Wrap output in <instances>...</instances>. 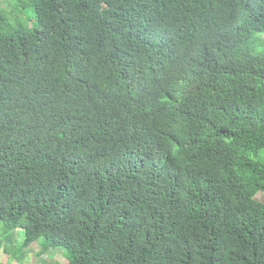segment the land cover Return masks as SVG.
<instances>
[{
  "label": "trees",
  "instance_id": "16d2710c",
  "mask_svg": "<svg viewBox=\"0 0 264 264\" xmlns=\"http://www.w3.org/2000/svg\"><path fill=\"white\" fill-rule=\"evenodd\" d=\"M14 3L35 21L0 7V236L69 264H264V0Z\"/></svg>",
  "mask_w": 264,
  "mask_h": 264
},
{
  "label": "rangeland",
  "instance_id": "374dc122",
  "mask_svg": "<svg viewBox=\"0 0 264 264\" xmlns=\"http://www.w3.org/2000/svg\"><path fill=\"white\" fill-rule=\"evenodd\" d=\"M0 7H5L8 18L11 23L20 28H30L35 21L33 6L26 9H20L14 0H0ZM248 50V49H247ZM240 55L250 56L249 51H242ZM259 160L264 162V149L260 152ZM258 199L264 200V188L256 193ZM1 232V231H0ZM2 233V232H1ZM6 235V234H2ZM25 240V231L23 228L12 231L9 235L0 236V264H69L66 250L56 248L45 254H38L43 249V238H39L29 248L23 252L19 247Z\"/></svg>",
  "mask_w": 264,
  "mask_h": 264
},
{
  "label": "crops",
  "instance_id": "0c3cea01",
  "mask_svg": "<svg viewBox=\"0 0 264 264\" xmlns=\"http://www.w3.org/2000/svg\"><path fill=\"white\" fill-rule=\"evenodd\" d=\"M31 248V247H30ZM30 248H28V250L30 249ZM31 250V249H30Z\"/></svg>",
  "mask_w": 264,
  "mask_h": 264
}]
</instances>
